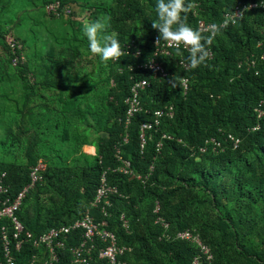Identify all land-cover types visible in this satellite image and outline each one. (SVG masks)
<instances>
[{
	"label": "trees",
	"instance_id": "trees-1",
	"mask_svg": "<svg viewBox=\"0 0 264 264\" xmlns=\"http://www.w3.org/2000/svg\"><path fill=\"white\" fill-rule=\"evenodd\" d=\"M58 1L89 10L94 26L104 23L108 67L102 62L89 73L88 67L76 66L79 44L94 45L78 39L72 26V36L57 38L59 48H50L32 66L25 39L13 33L20 23L4 30L2 14L7 7L35 1L0 0V174L7 173L9 195L15 197L29 183L39 161L46 163L43 181L17 214L25 230L39 236L81 219L108 170V182L119 192L111 197L109 230L121 246L131 248L122 257L125 264H192L197 254L193 244L164 238L185 230L198 233L211 248L212 264H264V117L254 113L264 100V61L252 71L238 68L247 56L264 54V48L257 49L264 8L252 9L214 38L197 29L199 20L219 24L236 5L264 0H52L43 3L44 11ZM68 16L74 25L73 13ZM189 30L196 52L173 50L160 57L168 76L154 79L143 67L153 55L155 36L180 39ZM8 34L21 45L17 54L5 41ZM131 43L135 48L125 53ZM17 55L25 59L14 66ZM182 58L189 71L180 65ZM102 67L108 68L106 77L97 72L98 79H89ZM184 78L189 81L186 94ZM139 79L149 86L141 94L142 111L126 130L125 100ZM168 105L174 107V117L146 133L142 151L141 125ZM125 134L128 142L121 153L131 163V176L116 171L115 149ZM230 134L240 140L237 148L227 139ZM213 138L221 142L218 150L209 143ZM85 145L94 146L96 155L84 153ZM92 212L100 219L97 210ZM158 217L169 224L167 230L156 224ZM80 235L76 231L71 244ZM34 252L27 245L14 252L17 264H29Z\"/></svg>",
	"mask_w": 264,
	"mask_h": 264
},
{
	"label": "built area",
	"instance_id": "built-area-1",
	"mask_svg": "<svg viewBox=\"0 0 264 264\" xmlns=\"http://www.w3.org/2000/svg\"><path fill=\"white\" fill-rule=\"evenodd\" d=\"M195 4L193 8L194 16H199V11ZM261 6L264 8V2L249 3L247 5H236L232 10L224 13L223 18L219 24L199 20L197 29L201 34L208 35L214 38L220 29L235 25L247 12ZM45 12L49 16L59 18L63 15H70L73 13L71 5L62 6L61 3L52 2L46 5ZM192 30H189L187 36L180 39H161L158 35L155 36L153 45L154 52L151 58L144 65V69L149 70L154 79H164L168 76L167 71L159 62L162 56L170 55L173 50L185 51L188 54L196 52L195 47L191 44L190 39ZM261 40L257 44V49L264 48V28L261 33ZM5 41L12 49L14 54L18 53L21 45L15 38L8 34L5 36ZM135 48V44L131 43L127 46L125 53ZM118 52V55L122 54ZM205 54L212 58V52L208 51ZM141 55V51L137 50L136 57ZM22 55H17L13 59V65L16 66L19 62L24 61ZM264 61V54L258 56L251 54L244 60L238 63V68H245L246 71L255 70L259 62ZM180 65L185 71H189L191 66L184 58L180 60ZM149 86V81L146 79L135 80L128 98L125 100L126 113L124 126L127 130L132 118L142 111L141 94ZM182 86L185 94L189 88L188 78H184ZM258 119L264 117V100H262L254 109ZM174 117V107L168 105L163 109L154 112L152 122H146L140 127L141 150H144L146 145V133L155 127H158L161 120L164 118L172 119ZM259 126L253 128L258 129ZM163 139H171L170 136L163 135ZM227 139L233 143L237 148L240 140L233 135H228ZM128 142V134H125L122 142L118 144L115 149V156L118 160L117 172L124 175H133L131 163L122 157L121 146ZM210 144L213 145L214 150L222 147L221 142L216 139H211ZM158 151L162 148V143L158 144ZM206 148H202L201 152H205ZM153 166L150 168L152 173ZM46 171V163L39 161L35 167L32 168L29 176V183L15 196L9 195L10 186L6 183L7 173L0 174V222L6 221L9 224L3 223L0 225V264H17L14 252L20 253L25 246L36 250L29 260V264H125L122 257L131 252L130 247L121 246L118 243L116 235L109 230L108 219L110 217L109 209L112 206L111 197L119 194L118 189L113 187L108 182V170L104 171L100 177V183L96 191L95 198L90 207L86 210L84 216L70 224L61 225L59 227L51 228L46 233L35 236L29 231H26L17 214L22 207L27 195L38 184L43 181V174ZM149 176V175H148ZM148 176L145 178L147 179ZM137 179L142 180L141 176H136ZM92 210H97L100 219L93 215ZM160 211V205L157 203L154 213ZM121 222L124 229H129V223L122 215ZM156 224H161L165 230L169 228V224L164 219L158 217ZM76 231H81L80 240L77 244H71L73 235ZM166 240L178 239L187 241L193 244L197 249V254L192 260V264H212L214 255L211 248L203 242L201 236L191 230L177 232L174 238L168 234H164Z\"/></svg>",
	"mask_w": 264,
	"mask_h": 264
},
{
	"label": "rangeland",
	"instance_id": "rangeland-1",
	"mask_svg": "<svg viewBox=\"0 0 264 264\" xmlns=\"http://www.w3.org/2000/svg\"><path fill=\"white\" fill-rule=\"evenodd\" d=\"M35 3L24 5V3H18L13 7H7L2 14V26L4 30L9 29L14 24L20 23L17 30L13 33L25 39L27 46V56L31 61L39 63L42 59L47 57V53L50 48L58 49L56 44L57 38H61L62 35L72 36V27H75V35L78 39H83L87 43H93L94 47L91 48L85 44H79L82 46L80 55L77 57L76 66L88 67L87 71L91 73L93 69L98 67L102 62L108 67L106 52L107 45L104 41V35L101 32L103 28V22L100 25L94 26L91 23L90 11L82 9L73 4L71 5L73 11L74 25L68 23L69 16L63 15L61 19H52L48 17L44 11L43 3L45 1L50 2L52 0H34ZM22 2V1H21ZM103 2H111V0H100ZM79 23V24H76ZM72 26V27H71ZM95 31H98L97 35ZM88 46V48H86ZM86 49H85V48ZM83 57V58H81ZM104 60V61H103ZM107 67H102L100 71L95 72V76L89 79H98L100 76L107 75L105 72ZM108 70V68H107ZM93 73V72H92ZM89 81V80H88ZM91 83V82H90ZM11 105V103H10ZM3 133V128L0 127V134Z\"/></svg>",
	"mask_w": 264,
	"mask_h": 264
},
{
	"label": "crops",
	"instance_id": "crops-1",
	"mask_svg": "<svg viewBox=\"0 0 264 264\" xmlns=\"http://www.w3.org/2000/svg\"><path fill=\"white\" fill-rule=\"evenodd\" d=\"M83 152L90 156L96 155V148L92 145H85L82 148Z\"/></svg>",
	"mask_w": 264,
	"mask_h": 264
}]
</instances>
